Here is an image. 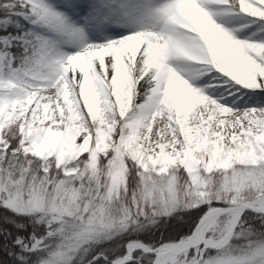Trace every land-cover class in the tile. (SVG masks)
Instances as JSON below:
<instances>
[{
  "label": "snow or ice",
  "instance_id": "obj_1",
  "mask_svg": "<svg viewBox=\"0 0 264 264\" xmlns=\"http://www.w3.org/2000/svg\"><path fill=\"white\" fill-rule=\"evenodd\" d=\"M0 264H264V0H0Z\"/></svg>",
  "mask_w": 264,
  "mask_h": 264
}]
</instances>
